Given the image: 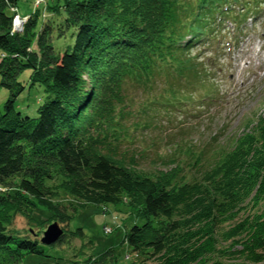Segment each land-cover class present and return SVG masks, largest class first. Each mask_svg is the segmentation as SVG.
<instances>
[{
    "label": "trees",
    "instance_id": "obj_1",
    "mask_svg": "<svg viewBox=\"0 0 264 264\" xmlns=\"http://www.w3.org/2000/svg\"><path fill=\"white\" fill-rule=\"evenodd\" d=\"M11 6L18 7L17 0H0V87L8 92L0 115V264L44 253L40 239L9 228L15 215L39 225L35 236L53 221L72 220L77 207L59 201L58 189L78 205L126 203L144 218L125 238L142 264H202L220 252L263 263L264 212L237 218L264 201V116L196 172L186 170L179 157L167 169L137 170L136 156L128 163L118 150L135 131L128 123L139 125L131 88L155 89L163 81L169 87L163 85L162 100L169 103L166 97L172 102L198 86L207 99L216 80L209 66L223 72L226 43L237 46L248 20L254 27L264 0H57L43 10L36 4L25 14L23 31L13 34ZM49 10L64 12L57 36L75 29L74 43L63 54L52 24L39 23ZM213 46L205 59L202 54ZM26 70L31 84H43L52 95L36 116L16 107ZM197 164L198 159L192 166ZM54 180L59 183L52 186ZM39 207L48 210L47 217L35 215ZM63 230L56 243L65 241ZM71 233L84 234L81 228ZM222 240H230L227 254L217 247ZM235 244L241 248L230 251ZM118 262L113 248L86 260ZM209 263L226 264L219 258Z\"/></svg>",
    "mask_w": 264,
    "mask_h": 264
},
{
    "label": "rangeland",
    "instance_id": "obj_2",
    "mask_svg": "<svg viewBox=\"0 0 264 264\" xmlns=\"http://www.w3.org/2000/svg\"><path fill=\"white\" fill-rule=\"evenodd\" d=\"M47 1L51 5L57 0ZM35 3L36 0H17L19 13L21 15L33 13L37 7ZM40 5L43 10L45 3ZM63 17V10L60 14L49 10L46 18H43L41 13L39 21L41 23V20H44L45 24L51 23L54 27L52 30L54 44L57 52L61 54L72 47L75 39L73 28L65 29V34L57 36ZM257 18L253 30L247 32L229 53L226 50L221 55L219 63L223 66V72L220 73L216 68L209 66L210 74L216 80L214 92L207 99L204 97L205 93L198 92L200 89L198 86H192V92H188L185 97L178 93L172 102L170 96L166 97L169 103L162 100L166 93L163 85L169 87L167 83L163 84V81H160L155 89L144 88L142 84V86L136 84L131 88V95L135 99V113L139 115L136 119L139 120V125L136 127L128 123L131 125V133L132 130L135 131L131 134L132 138L129 136L131 139L124 141L118 150L121 156L127 158L128 163L135 155L137 164L134 166L137 170L156 172L175 165L174 159L179 157L184 162L186 170L196 172L197 169L208 168L219 154L234 146L237 137L249 131L258 119L264 116V14ZM245 25L248 28L251 26L249 21ZM228 29L232 32L235 27L229 24ZM214 48L210 47V50L202 54L205 59ZM29 72L26 70L21 75V80L25 82V90L17 99L16 107L23 115L36 116L38 107L52 95L45 91L43 84H31L28 80ZM189 93L193 95L189 96ZM7 94V90L0 87V115L3 113ZM149 99L160 101L150 103ZM143 107L148 108L145 109L147 115L144 117L141 113ZM196 159L198 164L193 167ZM58 183L59 180H54L51 185L55 186ZM57 197L67 206L73 203L77 207L70 222L59 223L66 229L65 241L51 245L40 243L39 246L44 253L25 254L20 264H71L74 260L86 264L89 257H95L110 248H113L118 256V264H142L140 257L133 254L125 238L133 225H142L145 219L131 213L126 203L78 205V200L60 189ZM254 211L264 212V201L254 210H250V207L242 210L237 220ZM48 214L45 207H39L35 211V215L42 217H47ZM229 227L227 224L222 232ZM9 228L38 239L42 236L33 235V232H39V225L20 214L14 216ZM78 228H81L84 234L72 235L71 232ZM106 228L112 231L106 233ZM229 245L230 240H222L217 247L225 251ZM240 248V244H235L230 251ZM220 253L210 256V260L202 264H208L214 258H219L226 264L244 262L243 256L230 253L224 256Z\"/></svg>",
    "mask_w": 264,
    "mask_h": 264
},
{
    "label": "water",
    "instance_id": "obj_3",
    "mask_svg": "<svg viewBox=\"0 0 264 264\" xmlns=\"http://www.w3.org/2000/svg\"><path fill=\"white\" fill-rule=\"evenodd\" d=\"M63 234L62 226L57 221H53L43 231L40 242L46 245L55 244Z\"/></svg>",
    "mask_w": 264,
    "mask_h": 264
},
{
    "label": "built area",
    "instance_id": "obj_4",
    "mask_svg": "<svg viewBox=\"0 0 264 264\" xmlns=\"http://www.w3.org/2000/svg\"><path fill=\"white\" fill-rule=\"evenodd\" d=\"M41 3H45V0H36L37 5L38 4L40 5ZM10 10L13 13V17H12L13 25L11 28V34L22 32L24 28V24L27 22L29 16L28 15L21 16L18 7L16 6H11ZM105 230L106 232H109L110 228H106Z\"/></svg>",
    "mask_w": 264,
    "mask_h": 264
},
{
    "label": "bare ground",
    "instance_id": "obj_5",
    "mask_svg": "<svg viewBox=\"0 0 264 264\" xmlns=\"http://www.w3.org/2000/svg\"><path fill=\"white\" fill-rule=\"evenodd\" d=\"M48 3V1L47 0H45V5ZM38 6H41V5H39L38 4ZM12 15H13V13H12ZM21 16H24L23 14L21 15ZM13 17V16H12ZM29 18V17H28ZM12 25H13V23H11ZM11 28H12V26H11ZM112 230L110 229V231L109 232H111ZM109 232H106V233H109ZM131 256L129 255L128 256V258H130Z\"/></svg>",
    "mask_w": 264,
    "mask_h": 264
}]
</instances>
